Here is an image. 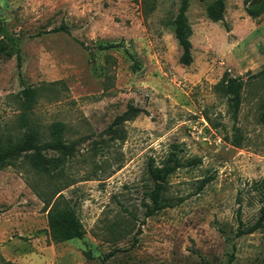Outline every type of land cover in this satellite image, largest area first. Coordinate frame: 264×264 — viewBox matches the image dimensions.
<instances>
[{"label":"rangeland","instance_id":"obj_1","mask_svg":"<svg viewBox=\"0 0 264 264\" xmlns=\"http://www.w3.org/2000/svg\"><path fill=\"white\" fill-rule=\"evenodd\" d=\"M181 1L0 0V133L43 143L61 122L72 149L0 168V264H264V219L249 232L264 207V0H223L216 22L212 0H187L189 65ZM225 75L245 81L236 118ZM172 156L174 206L145 216L149 169ZM55 202L81 237L55 238Z\"/></svg>","mask_w":264,"mask_h":264},{"label":"trees","instance_id":"obj_2","mask_svg":"<svg viewBox=\"0 0 264 264\" xmlns=\"http://www.w3.org/2000/svg\"><path fill=\"white\" fill-rule=\"evenodd\" d=\"M188 2L182 0L178 13L172 20L171 25L173 27L174 36L181 46L182 52L179 56V63L183 65H189L192 61L190 52L191 42V27L187 22L185 15ZM224 1L223 0H212L206 6L207 17L213 21H219L223 18ZM63 25L54 28L53 30H64ZM17 66L20 67V49L16 48ZM264 77V70L261 72ZM245 81L240 78L227 77L226 75L222 79L221 83L217 85V92L225 97L229 102L230 108L232 109L233 116L236 118L238 110L240 108L242 100V88ZM23 95L30 99L34 94V89L26 87L22 90ZM140 109L130 106L123 114L115 119V123L122 122L123 120L129 119L136 115ZM64 125L61 122H53L49 125V132L51 139L40 143L39 133L36 130H26L23 134L14 139L10 134L0 133V168L14 164V162L21 156L27 157L30 162L37 168L40 169V163L44 162L43 151L53 150L59 154H70L72 149L70 145L66 144L62 138ZM233 144L238 145L236 141ZM179 159L176 157H169L167 161L160 167H150L149 175L153 182L151 189V205H146L145 216H150L154 212L161 210L166 207H173L174 203H171L166 197L165 193L167 190V181L170 173L178 166ZM56 194V193H55ZM180 201L182 198L179 199ZM49 205V202H46ZM56 202L53 203L48 210L50 217L51 226L58 225L62 227V235L55 238L66 240L74 237H81L84 234L82 226L75 216L74 212L66 206L58 209L54 207ZM264 219V207L263 212L259 216L258 220L249 227V232L257 230ZM57 226V227H58ZM52 228V227H51ZM58 228H56L57 230ZM56 234V231L55 233ZM136 237L134 238V242ZM113 254V251L109 253ZM232 258V256H231Z\"/></svg>","mask_w":264,"mask_h":264}]
</instances>
